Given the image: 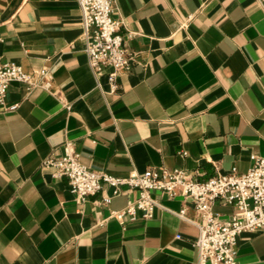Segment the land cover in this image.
I'll list each match as a JSON object with an SVG mask.
<instances>
[{"label": "crops", "instance_id": "1", "mask_svg": "<svg viewBox=\"0 0 264 264\" xmlns=\"http://www.w3.org/2000/svg\"><path fill=\"white\" fill-rule=\"evenodd\" d=\"M113 15L131 54L115 90L88 63L77 0H0V60L53 70L50 90L14 81L17 107L0 104V264H197L196 223L162 207L112 217L135 198L128 185L78 202L68 177L43 169L68 139L118 175L178 165L206 180L264 156V0H115ZM162 203L200 220L182 195ZM238 256L264 264V231L242 232Z\"/></svg>", "mask_w": 264, "mask_h": 264}, {"label": "built area", "instance_id": "2", "mask_svg": "<svg viewBox=\"0 0 264 264\" xmlns=\"http://www.w3.org/2000/svg\"><path fill=\"white\" fill-rule=\"evenodd\" d=\"M115 0H77L82 14L83 42L88 63L97 80L108 68L106 75L115 90L118 77L128 70L131 54L121 33L122 23L115 18ZM3 35L0 29V42ZM27 84L29 90L53 86V70L44 66L27 71L12 60H0V104L15 109L18 103L7 104V93L12 82ZM98 84L100 82L98 81ZM252 164L245 172L235 166L225 172L217 171L206 180H197L183 166H150L143 171L133 169L127 175H118L106 170H96L83 163L73 140L42 158L40 165L55 176H66L78 202L107 187L113 195L123 192L122 186L136 192V196L124 208L112 210L111 216L124 219L135 218L140 212L150 218L157 207L190 220L199 227L195 240L198 249L197 264H239L238 239L242 232L264 231V156L252 153ZM107 194L103 200L110 202ZM182 195L200 215L199 221L187 216V207L174 210L162 203L163 197ZM219 199L233 207L224 215L212 209ZM180 237V234H178Z\"/></svg>", "mask_w": 264, "mask_h": 264}]
</instances>
